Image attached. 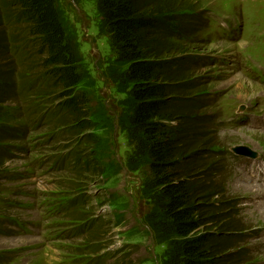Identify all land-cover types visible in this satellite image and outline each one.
I'll list each match as a JSON object with an SVG mask.
<instances>
[{
  "label": "rangeland",
  "instance_id": "obj_1",
  "mask_svg": "<svg viewBox=\"0 0 264 264\" xmlns=\"http://www.w3.org/2000/svg\"><path fill=\"white\" fill-rule=\"evenodd\" d=\"M57 4L77 47L79 91L88 99L94 125L84 134L91 133L95 144H85L72 165L87 155L96 167L79 176L63 168L56 161L75 143L51 137L56 129L28 111L21 98L0 104V128L24 134L19 141L0 142L10 151L0 163V264H170V245L179 239L151 167L149 139L134 124L137 104L128 67L112 52L97 0ZM162 5L175 15L197 14L200 22L189 35L181 24L172 27L178 33L173 44L204 59L183 81L195 82L196 89L175 96L197 103V117L204 118L197 121L199 137L190 139L196 145L188 151L200 156L192 179L204 186L194 202L216 205L210 210L219 213L199 215L200 234L234 230L245 240L248 259L264 264V191L248 203L245 194L251 192L235 182L244 178L249 159L232 152L244 146L264 160V128L254 126V118L264 123V0H163ZM183 121H165L169 133L179 132ZM81 197L84 204L77 202ZM253 204L256 212L248 207ZM90 230L100 233L93 241Z\"/></svg>",
  "mask_w": 264,
  "mask_h": 264
},
{
  "label": "trees",
  "instance_id": "obj_2",
  "mask_svg": "<svg viewBox=\"0 0 264 264\" xmlns=\"http://www.w3.org/2000/svg\"><path fill=\"white\" fill-rule=\"evenodd\" d=\"M162 4L163 0H97L112 52L128 67L127 77L137 104L134 124L149 139L151 167L167 201L166 216L179 239L170 245V264H250L245 250L237 246L241 241L234 230L200 234L204 210L206 216L219 213L210 210L216 205L195 204L204 187L195 185L192 179L199 169L200 156L188 153L196 145L190 139L199 137L196 132L204 118L197 117L201 109L197 103L175 97L196 89L195 82L183 81L200 62L187 56L186 48L173 44L170 26L179 20L191 31L198 24L196 16H177ZM172 54L176 58H170ZM0 64V104L27 99V110L56 129L53 137L75 143L60 165L72 169L76 176L95 168L87 155L72 165L85 144H95L91 133L84 134L94 125L88 99L79 91L82 75L77 47L67 36L57 0H0ZM45 99L48 105L42 103ZM180 119L185 122L179 132L170 134L165 121ZM204 124L208 125V117ZM11 132L0 128V142L15 138ZM18 137L14 141L21 140L20 133ZM6 153L10 151L0 148V163ZM77 202L84 204L86 198ZM99 234L90 230L91 241Z\"/></svg>",
  "mask_w": 264,
  "mask_h": 264
},
{
  "label": "bare ground",
  "instance_id": "obj_3",
  "mask_svg": "<svg viewBox=\"0 0 264 264\" xmlns=\"http://www.w3.org/2000/svg\"><path fill=\"white\" fill-rule=\"evenodd\" d=\"M250 180H253V179L249 176L248 173H246L245 176H244V178H240L237 182H235L237 188H240L241 190H243V188H244L245 190H249L251 192L250 193V196H248V195L245 194L248 203H251L254 198H255V201L257 199H259L260 198V194L262 193V190H261L260 186L257 185V184L255 185L253 183L255 181L251 182ZM249 182H251L252 184L249 183ZM255 183H258V182H255ZM255 188L258 189L256 192L254 191ZM261 203L263 205L264 202L262 201ZM255 205H256V202H255ZM255 205L253 204V205L248 206V207H250V209H252V210H255V212H256ZM15 208L21 209V207L19 205H16ZM259 214H260V211H259ZM255 215H256V213H255Z\"/></svg>",
  "mask_w": 264,
  "mask_h": 264
},
{
  "label": "water",
  "instance_id": "obj_4",
  "mask_svg": "<svg viewBox=\"0 0 264 264\" xmlns=\"http://www.w3.org/2000/svg\"><path fill=\"white\" fill-rule=\"evenodd\" d=\"M234 152L237 154V155H241V156H243V155H246L249 151H248V149H246V148H236V149H234ZM252 156L255 158L256 157V155L255 154H252Z\"/></svg>",
  "mask_w": 264,
  "mask_h": 264
}]
</instances>
